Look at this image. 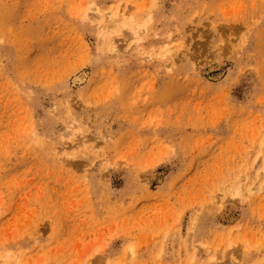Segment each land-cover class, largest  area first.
<instances>
[{"label": "rangeland", "instance_id": "rangeland-1", "mask_svg": "<svg viewBox=\"0 0 264 264\" xmlns=\"http://www.w3.org/2000/svg\"><path fill=\"white\" fill-rule=\"evenodd\" d=\"M0 264H264V0H0Z\"/></svg>", "mask_w": 264, "mask_h": 264}, {"label": "bare ground", "instance_id": "bare-ground-1", "mask_svg": "<svg viewBox=\"0 0 264 264\" xmlns=\"http://www.w3.org/2000/svg\"><path fill=\"white\" fill-rule=\"evenodd\" d=\"M127 13H125L123 16H125ZM122 18H124V17H122ZM136 34H138V33H136ZM83 80H84V76H82V75H80V76H78V77H76V79L74 80V83H81V82H83ZM257 188V187H256ZM253 190L251 189V192H252Z\"/></svg>", "mask_w": 264, "mask_h": 264}]
</instances>
